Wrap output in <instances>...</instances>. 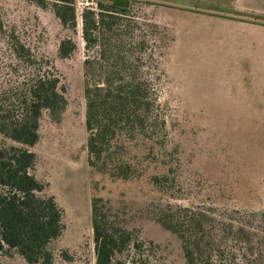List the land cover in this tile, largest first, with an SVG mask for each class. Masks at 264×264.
Wrapping results in <instances>:
<instances>
[{
	"label": "rangeland",
	"instance_id": "rangeland-1",
	"mask_svg": "<svg viewBox=\"0 0 264 264\" xmlns=\"http://www.w3.org/2000/svg\"><path fill=\"white\" fill-rule=\"evenodd\" d=\"M94 1L77 0V14ZM101 1L131 6L150 40L149 74L166 125V166L134 141L128 157L135 169L125 180L86 164L80 20L71 33L33 0H0V89L23 75L8 45L13 31L48 63L67 100L61 121L44 118L39 142L26 148L36 155L30 174L62 212L52 264H94L90 203L97 197L133 241L143 242L148 264H184L179 241L154 220L165 204L244 211L234 220H246L254 239L264 240V0ZM65 38L76 49L60 58ZM9 146L21 147L0 135V147ZM162 174L167 182L156 183ZM142 257L122 254L118 261L144 264ZM0 263L25 264L13 250Z\"/></svg>",
	"mask_w": 264,
	"mask_h": 264
},
{
	"label": "trees",
	"instance_id": "trees-1",
	"mask_svg": "<svg viewBox=\"0 0 264 264\" xmlns=\"http://www.w3.org/2000/svg\"><path fill=\"white\" fill-rule=\"evenodd\" d=\"M33 1L71 33L80 20L86 164L98 174L128 179L135 169L128 157L135 141L166 166V125L149 74L155 60L132 7L97 0L78 15L77 0ZM7 40L23 75L0 89V135L21 147H0V258L13 250L25 264H52L51 245L64 229L62 212L30 174L36 155L26 148L39 142L44 118L61 121L67 100L48 63L36 59L13 31ZM75 49L70 38L62 39L58 56L67 58ZM166 174L154 181L167 182ZM241 212L165 204L157 206L154 220L179 241L184 264H264V240L254 239L246 220L233 218ZM90 219L94 264L124 263L118 261L122 254L143 256V242L133 241L98 197L90 203Z\"/></svg>",
	"mask_w": 264,
	"mask_h": 264
},
{
	"label": "water",
	"instance_id": "water-1",
	"mask_svg": "<svg viewBox=\"0 0 264 264\" xmlns=\"http://www.w3.org/2000/svg\"><path fill=\"white\" fill-rule=\"evenodd\" d=\"M87 3L90 4L91 3V0H87Z\"/></svg>",
	"mask_w": 264,
	"mask_h": 264
}]
</instances>
